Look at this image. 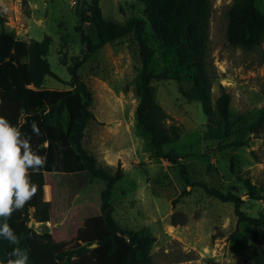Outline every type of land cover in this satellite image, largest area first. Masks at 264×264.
Returning a JSON list of instances; mask_svg holds the SVG:
<instances>
[{
    "label": "rangeland",
    "instance_id": "rangeland-1",
    "mask_svg": "<svg viewBox=\"0 0 264 264\" xmlns=\"http://www.w3.org/2000/svg\"><path fill=\"white\" fill-rule=\"evenodd\" d=\"M89 1L3 0L8 11L0 12V32H11L26 41L40 42L44 36L52 39L46 60L57 78L45 77L43 89L69 90L67 67L84 48L74 28ZM232 1L209 0L206 63L210 100L214 106L222 87L230 95V109L249 115L264 109V41L251 51L227 44L226 12ZM263 3L260 0V8ZM99 5L106 19L124 22L135 18L146 22V39L154 53L150 70L158 76L151 86L164 111L160 121L172 138L164 151L172 150L180 156L190 181L233 192L241 198L242 212L264 220V199H249L242 185L248 179L260 195L264 194V124L258 136L250 134L240 148H224L205 140L204 132L211 123L201 105L189 97L192 72L178 66L174 51H164L151 37L143 5L138 0H100ZM84 29L95 43V28L85 25ZM140 68L138 47L129 35L104 46L78 70V76L92 92L91 112L96 120L87 128L85 148L99 166L111 169V173L119 166L124 174L110 199L113 218L123 229L155 238L149 248L152 264H251L248 257L253 229L246 223H237L232 204L221 203L199 188L190 187L186 188L189 195L173 204L184 189L176 167L153 157L136 125L135 81ZM58 120L65 124L66 114ZM108 154L121 156L107 162L111 166H105ZM44 192L48 203L49 184L44 186ZM93 210V205L87 203L72 206L62 226L29 222L30 248L37 242L42 244L37 264L43 260L52 262L57 251L81 246L88 252L71 264H126L130 247L124 237L116 236L114 243L103 246L98 244L109 238L110 232L105 229L102 215L92 216ZM257 231L264 255V229L259 226Z\"/></svg>",
    "mask_w": 264,
    "mask_h": 264
},
{
    "label": "trees",
    "instance_id": "trees-1",
    "mask_svg": "<svg viewBox=\"0 0 264 264\" xmlns=\"http://www.w3.org/2000/svg\"><path fill=\"white\" fill-rule=\"evenodd\" d=\"M144 7L146 21L155 39L164 51H174L180 67L192 72V88L189 97L201 105L202 112L211 123L204 132V139L219 143L224 148H240L246 145L250 134L258 136L264 124V109L249 115L234 113L230 109V95L220 87V94L211 105V80L207 72L208 23L211 6L209 0H138ZM260 0H233L226 12L227 44L251 51L264 41V3ZM100 0H90L80 13L74 30L84 48L71 58L67 72L69 90L54 91L42 88L45 77L57 78L49 68L46 55L52 39L44 36L40 42L22 40L13 33L0 32V116L19 127L29 136L31 146L46 156V164L37 171L30 170L32 182L37 185L35 195L7 218L20 240V247L28 250L30 264L41 258L40 242L29 246L28 223L62 226L70 208L78 204H92V216L102 215L110 237L99 241L103 246L114 243L116 236L124 237L130 247L126 264H152L149 254L154 237L139 235L123 229L113 218L110 199L115 184L123 177L121 167L115 171L99 166L94 155L85 148L88 126L95 122L91 112L93 95L78 76V70L100 49L129 35L138 47L140 71L136 77L135 93L138 104L135 109L136 125L148 141L154 158L176 167L184 189L177 199L189 195L187 187L199 188L204 194L221 203L233 205L237 223L252 227L248 261L264 264L259 249L258 227L264 229V220L247 216L241 211L242 201L233 192H223L203 182H192L185 165L174 151H164L172 138L161 123L164 111L156 102L151 81L158 76L150 70L153 49L146 39V22L130 18L124 22L106 19L100 9ZM92 25L97 34L93 43L84 26ZM66 114L62 124L58 118ZM56 119V120H55ZM35 122L40 134L32 132ZM109 170V171H108ZM50 185V202L45 201L44 186ZM246 195L251 200L264 199L248 179L242 181ZM39 243V244H38ZM15 246L0 239V260L11 258ZM88 252L85 246L57 251L53 261L40 264H71L73 259Z\"/></svg>",
    "mask_w": 264,
    "mask_h": 264
},
{
    "label": "clouds",
    "instance_id": "clouds-1",
    "mask_svg": "<svg viewBox=\"0 0 264 264\" xmlns=\"http://www.w3.org/2000/svg\"><path fill=\"white\" fill-rule=\"evenodd\" d=\"M7 11L0 0V12ZM31 128L34 134H40L35 122ZM30 139L19 127L0 116V239L15 246L11 258L0 260V264H30L28 250L19 246L18 235L7 222V218L21 209L37 191L30 170L37 171L46 164V156L33 150Z\"/></svg>",
    "mask_w": 264,
    "mask_h": 264
},
{
    "label": "crops",
    "instance_id": "crops-1",
    "mask_svg": "<svg viewBox=\"0 0 264 264\" xmlns=\"http://www.w3.org/2000/svg\"><path fill=\"white\" fill-rule=\"evenodd\" d=\"M120 154H121V152H120ZM119 154H108L107 156H106V159H105V162L107 163V162H111V160H113L115 157H117ZM119 156H121V155H119ZM107 160V161H106ZM106 163H104V165L105 166H111V165H109L108 163V165L106 164Z\"/></svg>",
    "mask_w": 264,
    "mask_h": 264
}]
</instances>
